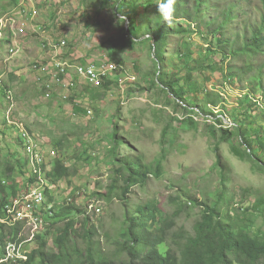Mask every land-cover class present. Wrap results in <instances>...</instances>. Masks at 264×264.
<instances>
[{
    "label": "rangeland",
    "instance_id": "obj_1",
    "mask_svg": "<svg viewBox=\"0 0 264 264\" xmlns=\"http://www.w3.org/2000/svg\"><path fill=\"white\" fill-rule=\"evenodd\" d=\"M101 1L47 0L42 3L30 0L28 8L32 4L36 7L42 5L43 12L29 22V30L39 27V32L54 31L51 33L54 36H67L65 59L75 53L83 60H108L137 76L135 82L121 86L112 80V92L106 86L88 87L85 99L73 88L67 90L69 97L65 98V90L58 88L52 100H44L40 83L30 70L31 62L39 54L38 33L28 35L29 47L13 59L6 56L11 44L0 45V81L5 87H0L2 182L8 188L14 185L23 192L28 189L29 180L25 172V156L16 143L17 134L14 135V131H19L18 126L7 128L4 122V115L11 108L1 97L4 89L11 90L16 100L13 118L25 123L48 152L46 170L52 167L55 158L62 159L71 168L70 174L58 182L51 183L48 179L47 200L49 202L51 198L55 209H52L54 224L49 226L52 229L47 251L56 254L57 264H63L65 257L70 259L72 254L68 245L57 237L66 218L77 222V234L72 240L83 254L87 251L83 237H86V230H93L98 232L93 243L96 258L104 256L116 262L127 260L122 244L126 240L124 230L128 224L120 198L112 193V200L107 201L94 193L108 192L114 184L120 185L115 189L120 193L123 184L117 168L122 165L119 161L122 156L139 157L150 169L158 164L161 166L163 175L160 178L151 171L145 183L130 188L128 203L133 208L151 200L159 206L160 217L177 212L174 230L183 228L194 232L193 227L203 211L195 199L212 202L217 198L222 166L230 174L234 206L245 208L260 198L264 199V170L232 152V146L239 147L241 142L233 124L241 125L244 117L245 106H241L239 98L245 94L243 88L250 80L248 61L232 58L228 63V57L219 49L218 32H210L212 29L207 24L190 23L185 19L173 18L168 24L162 20L156 7L138 8L136 12H139L133 15L137 29L128 33L130 21L117 14L111 5L113 2L103 7ZM263 1L213 0L206 18L208 22L216 19L221 22L223 11L233 8L234 22L227 26L223 38L241 42L261 23ZM26 2L29 3L28 0H0V14L9 9L17 13L19 6L27 5ZM233 3L234 6L230 5ZM22 14L25 19V13ZM157 19L170 29L165 30L162 61L153 56L152 50L151 36L154 34L151 31L160 29ZM16 20L20 21L19 18ZM128 34H134L131 36L139 39L138 42L129 41L125 37ZM262 62L264 55L259 56L255 67ZM228 65L233 68L232 75L227 72ZM169 85L173 86L174 93ZM257 96L263 97L264 106V89L257 90L254 99ZM205 98H216L218 106L208 105ZM253 111H256L253 122L263 124L264 107ZM4 128H7L6 133H3ZM222 130H230L232 134L224 139ZM249 133L248 137L252 139V132ZM116 140L115 150L121 156L119 158L114 151ZM62 142L63 146H60ZM243 148L246 147L242 145ZM254 149L264 161V147L255 143ZM70 200L75 201L74 207L81 208L84 213L75 215L72 212L62 216L64 207L72 203ZM248 214L254 222L252 230L264 235V203ZM83 218L87 220L86 227ZM46 228L47 223L43 226L44 232ZM31 248L32 243L25 244L26 250Z\"/></svg>",
    "mask_w": 264,
    "mask_h": 264
},
{
    "label": "trees",
    "instance_id": "obj_2",
    "mask_svg": "<svg viewBox=\"0 0 264 264\" xmlns=\"http://www.w3.org/2000/svg\"><path fill=\"white\" fill-rule=\"evenodd\" d=\"M192 1L176 0L175 18L185 19L190 23L196 22L200 25L207 24L212 29L210 32H218L217 42L221 48L218 47L228 57V63L232 58L248 61L250 80L246 81V86L243 88L245 94H241L239 98L241 106H245L242 112L244 117L241 125L235 124L241 142L239 147L232 146V152L240 159L251 162L257 169L264 170V161L257 156L254 149L255 143L260 147H264V123L258 125V123L253 122V114L256 112L253 110L264 107L260 105L262 96H257V99H254L256 91L264 89V77H262L264 76V62L257 68L254 65L259 56L264 55V11L261 23L253 28L250 36H245L241 42H231L230 39H225L223 36L227 26L234 22L232 19V16L235 15L233 8L228 7L223 11L221 22L217 19L208 22L206 16L210 8L209 4L213 0ZM108 4L113 5L117 14L130 20L128 33L137 29L133 15L139 12H136L138 8L144 7L145 10L152 7L157 8L155 0L101 1L103 7ZM230 5L234 6V3ZM156 22L160 29L151 31L154 34V55L157 60L162 61V47L165 41L162 29L165 31L168 28L165 27V23L160 22V19H157ZM217 22L219 23L216 25ZM131 35L128 34L125 37L128 39L134 38L135 40L136 37ZM132 39L131 41H134ZM232 69L228 65L227 72L231 75L233 73ZM255 69L257 73H253ZM111 83L112 81L108 80L104 82L103 86L110 88ZM169 89L174 93L172 85H169ZM205 100L208 105L218 106L216 98H212V100L205 98ZM252 123H254V127L251 126ZM222 131L224 139L232 134L230 130ZM250 131L253 135L252 139L248 137ZM66 138L64 137V140ZM117 141L114 145V151L116 158H119L121 156L115 150ZM29 143H31L30 140ZM29 143L27 148L30 147ZM242 145L246 148L242 149ZM60 146H63V142ZM122 157L123 159L119 160L122 165L117 168V175L121 176L123 184L120 193L115 192V189L120 187L119 184H114L113 188L108 189V192L94 191V193L97 192L100 199L107 201L112 200V193L120 198V202L124 207L125 222L128 224L124 230L126 240L122 244V251L128 256L127 260L116 262L114 259L104 256L96 258L93 243L98 232L93 230L91 232L86 230V237L82 236L87 243V251L83 254L72 240V236L77 234V222L73 218H66L64 219V226L57 237L68 245V249L72 254L70 252V259L65 257L63 264H88L87 262L89 264H264V235L252 230L254 222L250 214L247 215L249 211L258 210L264 203V199L260 198L245 208L234 206V196L231 195L229 180L230 174L227 172V168L221 165V160H219V166H222V176L218 196L212 202H201L199 199H195L197 204L202 206L203 211L200 219L195 223L194 232L192 233L184 231L183 228L174 230L177 224L175 221L177 212L160 217L159 206L151 200L136 207H130L127 197L130 188L133 185L145 183L151 171H154L153 174L157 178H160L163 172L159 164L154 169L152 167L150 169L149 166L140 161L139 157ZM70 171L71 168L67 167L62 159L55 158L52 167L47 171V176L52 181L58 182L67 177ZM117 180L116 182H118ZM30 181H34V178H31ZM98 185L100 187L101 184ZM17 191L18 189L14 185L8 188L2 182L0 174V192L2 193V197H0V218L7 217V205L12 198L18 196ZM70 202L72 203L69 206L64 207L62 216H67L72 212H75V215L84 213L81 208L74 207L75 204L73 203L75 201L70 200ZM83 223L84 227L88 225L86 218H83ZM19 230V222L14 225L0 222V258L2 257V249L9 240L17 238ZM50 231L37 235L36 245L30 252L28 260L20 264H57L56 254L47 251Z\"/></svg>",
    "mask_w": 264,
    "mask_h": 264
},
{
    "label": "clouds",
    "instance_id": "obj_3",
    "mask_svg": "<svg viewBox=\"0 0 264 264\" xmlns=\"http://www.w3.org/2000/svg\"><path fill=\"white\" fill-rule=\"evenodd\" d=\"M26 1V0H23ZM42 3H45L47 0H40ZM30 2V0H28ZM27 3V2H26ZM155 4L157 5V11L162 20L166 21L168 24H170L175 18V4L176 0H155ZM28 5L22 4L19 6V11L22 17H18V13H14L13 10L9 9L7 12L0 14V19L2 17H9L15 20L14 29L7 28L5 30L3 38H1V44H5L6 42L8 44H11V47L18 46L19 50L18 53L15 55H11L10 52H6V56L13 59L16 55L21 53L24 47H22L23 40L25 38H29L28 35L32 34V32L38 33V46L41 49V53L38 54V57L31 62L30 70H32L34 77L37 79V81L40 83L39 90L41 91V98L44 100H52L54 94L58 90V88H62L65 93V98L69 97V93H67V90L70 88H73L74 91L78 95H82L83 99H85L86 89L88 87L92 88H100L103 86L104 82H107L108 80H115L119 85L124 86L126 83L129 82H135L137 81V76L130 75L127 70L124 68V66H121L119 68V64H115L114 62H109L108 60H83L82 57L79 54L71 53V57L68 59H65L63 56L68 52V38L65 37H57L52 35L53 32H39L40 28H33L31 31L29 30V22L36 20L37 15L40 13V10L38 5L36 8H33V12H29ZM43 7V6H42ZM6 11V10H4ZM22 12L25 13L26 18L24 19ZM123 19H126L130 21L128 18H125L121 16ZM16 18H19L20 21L17 22ZM177 19V18H176ZM130 23V22H129ZM166 27V26H165ZM128 29V28H127ZM169 29V28H168ZM53 30V29H52ZM170 30V29H169ZM164 38L166 37L165 31L162 29ZM46 36H50L56 41H65V45L61 47L60 54L57 56L58 59L63 61H68L71 65H74L71 68H68V75L63 76L64 77V84L56 85L54 86V90L52 91V94L50 97H45V87L43 86V79L41 73L37 72V68L44 67L48 65L51 60L52 56L54 54V51L52 50V47L49 46L47 42L44 41V38ZM150 36V35H148ZM152 38V50H153V56L154 55V35L151 36ZM131 41V38L128 39ZM134 40V38H133ZM135 39V42H138ZM165 42V41H164ZM164 44V43H163ZM70 55V54H69ZM156 58V57H155ZM91 62H99L104 66H109L111 64H114L116 68L113 70L112 74L109 77H103L101 85L99 86H93L87 82L83 78H81L77 70L75 68V65H84ZM124 70V71H123ZM122 71V72H120ZM121 80L123 82H121ZM77 82V83H76ZM112 86H110V91L112 92ZM0 87L5 88L2 86V83L0 81ZM3 95L1 96L3 100L8 103L11 108L5 113L4 115V122H6L7 128H13L15 129L18 126V132L14 131V135H16L17 145L20 147V151L24 153L25 161L24 164L27 165L25 172L29 175V180L27 181L28 189H25L22 191H17L18 196L11 199L9 204L7 205V217H1L0 222L1 223H8L10 225H14L17 222L20 223V230L18 232V236L15 240H9L2 249V257L0 258V264H20L28 260L30 252L33 250V248L36 245V237L40 233H45L48 230H51V227L54 224V212L52 209H55V205L53 206V203L51 201V198L48 202L47 200V191L50 184V178L47 176L46 170V156L47 151L44 148V145L41 141H38L32 132L28 130L26 127V124L22 121L18 122L13 118L12 115V109L16 104V100L14 97V94L11 90H3ZM11 96L12 99H10L8 96ZM75 95V94H74ZM257 99V98H256ZM83 101V100H82ZM260 105L262 106V102H260ZM84 107L83 105H81ZM91 110H88L89 113ZM235 125V124H233ZM7 128L3 129V133H6ZM22 128L28 135L31 137L32 142L29 143V146H33L32 150L29 151L27 148V139H24L22 136ZM55 153V151L53 152ZM43 155V162L40 163L37 159V155ZM31 178H34V181H30ZM43 179V180H41ZM50 179V180H48ZM51 183H55L51 180ZM36 193L42 194V199L37 200L34 198ZM89 202V201H88ZM88 204V203H87ZM91 207H93V204H91ZM56 216V213H55ZM47 223L48 229L47 231H43V226ZM50 236V234H49ZM32 243L31 250L25 249L26 243ZM89 264V262H87Z\"/></svg>",
    "mask_w": 264,
    "mask_h": 264
},
{
    "label": "built area",
    "instance_id": "obj_4",
    "mask_svg": "<svg viewBox=\"0 0 264 264\" xmlns=\"http://www.w3.org/2000/svg\"><path fill=\"white\" fill-rule=\"evenodd\" d=\"M15 20H9L7 21V26H10L11 24H15ZM18 49H13L12 53H18ZM74 65H71L67 61V65H59L56 60H51V62L41 67L43 69V76H47V73H54V80H47V83H45V90L48 93V88H54V86L59 85V81H65L63 76L68 75V68L73 67ZM75 68L77 70L78 75L85 80V82L93 85V86H99L100 82H102L103 77H109L113 70L116 68L114 64H111L109 66H104L99 62H91L84 65H75ZM121 82H123L121 80Z\"/></svg>",
    "mask_w": 264,
    "mask_h": 264
},
{
    "label": "bare ground",
    "instance_id": "obj_5",
    "mask_svg": "<svg viewBox=\"0 0 264 264\" xmlns=\"http://www.w3.org/2000/svg\"><path fill=\"white\" fill-rule=\"evenodd\" d=\"M9 20H14V19L9 18V17H2L0 19V42H1V38H3V36H4L5 30L7 28L14 29V25L15 24H11L10 26H7V21H9ZM44 41L47 42L49 44V46L52 47V50L54 51V54L52 56V60H56L57 59V62H58L59 65H67V61H63V60H60V59L57 58V56L60 54L61 47L64 46L66 42L64 40L63 41H56L53 38H51L50 36H46L44 38ZM50 43H52V44H50ZM13 49H18V46H14V47L10 48L9 52H10L11 55H15L16 54V53H12ZM37 72L41 73L42 76H43V69L42 68H37ZM43 77H44V79L42 81H43V86L45 87V83H47V80H54V73H47V76H43ZM45 77H47V78L45 79ZM61 84H64V81H59V85H61ZM100 85H101V82H100ZM53 90H54V88H48V93L45 90V97H47V98L50 97ZM8 97L10 99H12V97L10 95ZM21 131H22L23 138L27 139V144L29 143V140L32 142L31 137L28 135V133H26L24 131L23 128H22ZM24 133H26V134H24ZM32 147L33 146H30L28 148V150L31 151ZM36 155H37L38 161H40V163L43 162L44 156L43 155H39V154H36ZM41 180H43V179H41ZM34 198H36L37 200H41L42 199V194L41 193H36Z\"/></svg>",
    "mask_w": 264,
    "mask_h": 264
},
{
    "label": "crops",
    "instance_id": "obj_6",
    "mask_svg": "<svg viewBox=\"0 0 264 264\" xmlns=\"http://www.w3.org/2000/svg\"><path fill=\"white\" fill-rule=\"evenodd\" d=\"M29 4H31V2H29ZM33 8H36V5H34V4H32L29 8H28V10H29V12L31 13V12H33V11H30V10H32ZM38 8H39V10H40V13L41 12H43V7L42 6H38ZM17 13H18V15L19 16H21L22 17V15L20 14V11L18 10L17 11ZM30 38V37H29ZM29 38H25V40H23V44H22V47H29V41H28V39ZM24 48H23V50L21 51V53L24 51ZM38 53L40 54L41 53V49H40V47H39V51H38Z\"/></svg>",
    "mask_w": 264,
    "mask_h": 264
}]
</instances>
